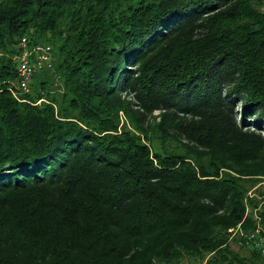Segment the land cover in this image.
Segmentation results:
<instances>
[{
  "label": "trees",
  "instance_id": "16d2710c",
  "mask_svg": "<svg viewBox=\"0 0 264 264\" xmlns=\"http://www.w3.org/2000/svg\"><path fill=\"white\" fill-rule=\"evenodd\" d=\"M256 130L264 0H0V264H264Z\"/></svg>",
  "mask_w": 264,
  "mask_h": 264
},
{
  "label": "built area",
  "instance_id": "2783aa9c",
  "mask_svg": "<svg viewBox=\"0 0 264 264\" xmlns=\"http://www.w3.org/2000/svg\"><path fill=\"white\" fill-rule=\"evenodd\" d=\"M20 53L16 56L18 80L16 83L20 91L28 92L33 76L45 67H51L53 63V47L47 44L30 45L28 37L22 38L19 44ZM260 230L258 229L256 234ZM261 247L264 241H257L255 236H250Z\"/></svg>",
  "mask_w": 264,
  "mask_h": 264
},
{
  "label": "rangeland",
  "instance_id": "374dc122",
  "mask_svg": "<svg viewBox=\"0 0 264 264\" xmlns=\"http://www.w3.org/2000/svg\"><path fill=\"white\" fill-rule=\"evenodd\" d=\"M122 99L125 100L126 102H128L134 110H139L141 112H144L143 108L141 107V105H140L138 99L135 97L134 93H132V92L124 93L122 95ZM234 114H235L234 118L236 119V121H238V124L242 125L241 122H240L241 121V116H242L241 109L235 108ZM162 115H163V112H161V111H154L153 114H147L146 113V116H145L146 124L154 126L155 123L162 122ZM120 116H121L123 121L126 120L125 115H124L123 112L120 113ZM251 125L253 127L251 129H252V131H254L256 129L255 128L256 126H254V123H251ZM244 126L246 127L247 124L244 125ZM256 132L261 133L262 136H264V130L263 131L262 130H256ZM260 185H264V182H261ZM256 189H257V187L250 191V193H249L250 197L254 196V192H255ZM235 247L237 248V246H235ZM188 264H197V263L190 262Z\"/></svg>",
  "mask_w": 264,
  "mask_h": 264
}]
</instances>
